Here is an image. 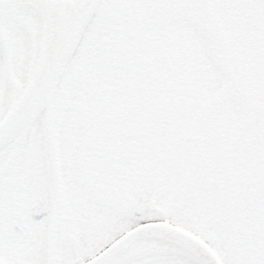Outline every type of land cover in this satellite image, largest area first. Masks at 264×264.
<instances>
[{"label": "snow or ice", "instance_id": "6c2138e0", "mask_svg": "<svg viewBox=\"0 0 264 264\" xmlns=\"http://www.w3.org/2000/svg\"><path fill=\"white\" fill-rule=\"evenodd\" d=\"M0 264H264V0H0Z\"/></svg>", "mask_w": 264, "mask_h": 264}]
</instances>
